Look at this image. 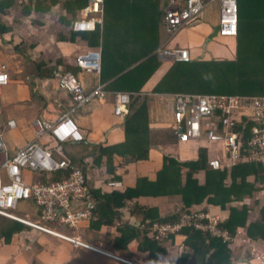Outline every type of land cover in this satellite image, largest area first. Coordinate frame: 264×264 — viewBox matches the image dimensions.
Here are the masks:
<instances>
[{"label":"crops","instance_id":"0c3cea01","mask_svg":"<svg viewBox=\"0 0 264 264\" xmlns=\"http://www.w3.org/2000/svg\"><path fill=\"white\" fill-rule=\"evenodd\" d=\"M179 1L182 2V0ZM30 2L31 0L28 3ZM59 11L55 9L53 13H48L33 10L24 13L21 8H11L8 14L0 18L4 27L11 28L1 36L3 41L1 61L8 67L10 81L2 89L0 108V129L5 127L8 120H16L18 124L16 129L6 131L4 136L11 155L37 139L34 121L37 119L57 121L61 115L70 109L71 95L62 90L59 83V75L69 73L74 74L81 81L86 92H92L97 85L102 86L103 91V98H93L92 101L73 114L75 122L82 131L83 141L67 142L62 148L63 155L74 163L73 166L88 169L92 190H99L103 193L123 192L126 188L135 187L139 178L154 182L157 173L163 166L164 157H173L179 161L197 159L199 150L202 149L199 144L193 141L185 143L177 141L172 129L174 95L178 93H160L153 89L173 65L183 64V62H176L172 59L159 60L157 53L160 50L185 49L188 51L191 61L207 60L205 55L198 54L196 58L192 57L191 52L195 49V44L190 45V50H188L179 46L178 40L181 39L183 29L196 21H200L201 23L197 28L199 27L201 37H197L196 41H205L207 44H211L210 37L216 34L218 37L212 43L214 45L216 43L224 44L225 42H221L222 39H219L221 38L219 35V1L210 3L200 16L190 20L174 34L167 32L165 22L162 20L167 34L166 38L150 55L159 62L160 67L135 96L138 98L137 105L144 102L147 107L149 132L145 139L144 136L133 138L125 135L124 124L128 110L122 117L114 114L115 94L119 92L106 90L105 84L100 82L96 74L86 73L77 67V57L92 48L81 37L70 40L69 33L74 23L70 28L59 16ZM80 19L87 18L81 17ZM68 20L71 21L69 18ZM225 31L229 32L227 29ZM223 40L227 41V38ZM231 40L236 46V40ZM167 97L172 99V107L168 106L171 103H164ZM141 140L148 149L145 160H129V157L114 152L118 150L113 149L114 147H120L119 150L124 151L125 149H132L137 143L143 145ZM42 143L50 149H56V144L50 137L46 136ZM204 149L210 156L213 155L212 152ZM103 150L108 153H103ZM110 153H112V171L106 167L110 161L107 154ZM183 172L185 173L186 170L184 169ZM26 177L29 182H37L38 178L42 179L37 173L31 172L27 173ZM199 177L198 180L202 179V175ZM260 180L256 181L254 176L249 178V181L256 185V190L243 201L233 202L225 210H218L213 207L207 212L202 211L206 206L204 203L202 206H195L196 211L194 213L216 217L220 226L229 218L231 207L241 209L247 205L250 209L247 224L260 220L262 218L261 209L264 206V182ZM110 181L120 185L116 188L109 187L107 183ZM23 204L32 206L31 203ZM135 205L157 210L160 218L170 213L176 214L184 209L180 196H141L128 201L126 206L120 210L122 221H129L132 225L138 222L142 224L145 221L141 216L130 212ZM40 214L41 210L34 207L25 218L32 222H39ZM118 220V218L115 219V225ZM146 222L149 224L148 221ZM94 223L83 222L75 230L59 225H54V227L62 234L76 238L97 251L108 252L134 264H152L147 261L148 253L139 250L142 234L137 241H133L128 246L129 256L122 257L119 252L114 251L111 247L116 236L115 226L110 229L101 226L98 230L91 227ZM154 223L158 222L150 224L146 234L149 238H154L149 232ZM6 225L3 226L4 230H8L7 226L10 224ZM182 231L165 238L166 256L157 258L156 264L178 261L182 251H184L187 239ZM230 237L231 264H261L255 259L254 253L264 257V240L249 237L246 228H239L236 234ZM0 264L120 263L98 252L76 247L30 227L15 232L8 239L6 236L0 237Z\"/></svg>","mask_w":264,"mask_h":264},{"label":"trees","instance_id":"16d2710c","mask_svg":"<svg viewBox=\"0 0 264 264\" xmlns=\"http://www.w3.org/2000/svg\"><path fill=\"white\" fill-rule=\"evenodd\" d=\"M20 2V0H0V18L8 14L11 8H21L24 13L33 10L53 13L55 9L58 11L60 9L59 16L70 28L81 17L92 18V15L87 13L89 0ZM168 2L169 0H105L102 26L98 25L94 32L78 34L71 29L69 33L71 41L81 37L90 48L101 51L99 80L105 84L106 90L130 95L131 101L124 124L127 137L144 136L145 139L149 132L146 104L143 102L137 105L138 98L135 96L160 67L159 62L150 55L166 38L167 34L162 20L163 13L169 6ZM238 12V33L233 38L236 40V58L177 63L159 80L153 88L154 91L174 94L189 92L264 95V0H238ZM9 30L11 28L4 27L0 21V37ZM248 127H251L250 123ZM236 130L244 133V143L247 147L246 142L250 137L249 130L241 125L237 126ZM141 141L143 144V140ZM145 145L137 143L132 149L124 151H120V147L113 149H118L114 152L129 157V160H145L148 152L147 145ZM104 152L108 153L106 150H103ZM107 156L110 161L106 167L112 171V153ZM209 157L210 155L204 148L199 150V156L195 160L179 161L173 157H164L163 166L154 182L139 178L135 187L126 188L123 192L103 193L91 189L92 198L96 202V207L93 209V220L89 221L95 222L91 227L99 230L101 226L108 229L115 226L116 236L111 247L122 257L129 256L128 246L133 241H137L142 234L139 250L148 253L147 261L156 264L157 258L166 256L164 241L166 239L158 241L155 238H149L146 234L150 224L178 222L185 214H195L194 207L202 206L204 203H206L205 208L202 209L204 212L210 211L213 207L225 210L229 204L241 202L253 194L256 185L249 181L250 177L254 176L256 181L261 179L260 181L264 182L262 163L244 160L238 162L230 170H214L209 165ZM69 172V170H62L50 178L46 174L43 176L37 174L40 178L42 177L41 180L48 183L63 180ZM201 175L202 179L198 180ZM161 195L180 196L184 209L176 214L170 213L160 218L157 210L135 205L130 212L145 220L141 228L137 229L135 224L132 225L129 221H122L120 210L126 206L128 201L141 196ZM29 203L39 208L35 202ZM249 210L247 205L241 209L231 207L229 218L221 223L219 228L227 231L230 236H234L239 228H246L249 237L264 240V206L261 209L262 218L248 225ZM116 218L119 220L115 225ZM4 225L8 227V230L3 229ZM27 228L30 227L0 217V237L6 236L8 239L15 232ZM182 232L187 239L181 257L176 262L163 264H231L232 249L229 241L223 237H217L210 231L194 227L184 228Z\"/></svg>","mask_w":264,"mask_h":264},{"label":"built area","instance_id":"2783aa9c","mask_svg":"<svg viewBox=\"0 0 264 264\" xmlns=\"http://www.w3.org/2000/svg\"><path fill=\"white\" fill-rule=\"evenodd\" d=\"M20 1L22 3L29 0ZM214 1L217 0H170L164 13L167 32L176 33L191 19L200 16ZM218 1L221 35L235 37L239 24L238 0ZM104 10L105 0H89L87 13L92 18L77 20L73 24V32H94L98 25L103 24ZM2 42L0 37V108L2 89L10 81L8 67L1 61ZM157 57L159 60L172 59L183 63L191 61L185 49L160 50ZM101 61L102 53L95 49L88 50L76 59L80 70L96 74L97 78L101 71ZM59 83L60 88L71 95V107L57 121H34L36 140L11 155L4 136L6 131L18 127L17 121L8 120L5 127L0 129V217L24 224L76 247L93 250L116 262L134 264L112 254L97 251L76 238L62 234L54 227L59 225L75 230L79 224L93 220L96 202L91 194L89 171L84 167L73 166L72 161L63 155L62 148L67 142L83 141L82 131L73 114L93 98H103L102 86L97 85L88 93L74 74H60ZM174 99L172 129L177 141L197 142L201 148L212 152L209 159L212 169L230 170L244 160L264 165V95L178 93L174 95ZM114 100V114L118 117L124 116L131 101L130 95L119 92L115 94ZM248 123L251 127H248ZM239 125L250 132L247 147L244 133L236 130ZM46 136L54 141L56 149L43 145L42 140ZM62 170H69V175L63 180L48 183L43 180L29 182L26 177L31 172L41 176L46 174L50 178ZM119 185L111 181L107 183L112 188ZM28 202H35L39 206V222H32L13 212L21 204ZM135 226L140 229L142 224L138 222ZM188 227L210 231L217 237L231 240L230 234L219 228L218 218L210 215L185 214L178 223H154L149 232L156 240L161 241ZM254 257L264 264V257L257 253H254Z\"/></svg>","mask_w":264,"mask_h":264},{"label":"rangeland","instance_id":"374dc122","mask_svg":"<svg viewBox=\"0 0 264 264\" xmlns=\"http://www.w3.org/2000/svg\"><path fill=\"white\" fill-rule=\"evenodd\" d=\"M200 23H201L200 21H196L195 23H192L191 25L187 26L185 29L182 30L183 32L181 35V39L178 40L179 46L190 50V45L195 44L196 47L191 52L192 57H195V58L198 54L205 55V58L207 60H211V59L222 60V59L236 58V46L234 45L233 40H231L233 38H230L229 40L227 38V41H224L223 40L224 38L221 37L219 39H222L221 42H225V43L224 44L216 43V45L212 43L214 39L218 37V35L216 34H213L210 37L211 44H207V42L205 41H196L197 37H201L199 27L197 28V26L200 25ZM200 50H201V53H200ZM164 103L165 104L171 103V105H168V106L172 107V99L170 97H167ZM37 181H39V178L37 179ZM31 205L32 206L30 205L26 206V204H22L17 210H14L13 212L19 215L20 217H27V215L31 212V209H33L34 207L36 208L34 204H31ZM166 262H169V261H166Z\"/></svg>","mask_w":264,"mask_h":264},{"label":"clouds","instance_id":"9594fccd","mask_svg":"<svg viewBox=\"0 0 264 264\" xmlns=\"http://www.w3.org/2000/svg\"><path fill=\"white\" fill-rule=\"evenodd\" d=\"M169 1H170V0H169ZM28 2H29V1H25V2H22V3H28ZM168 4H169V2H168ZM168 7H169V6H168ZM168 7H167V8H168ZM165 11H166V10H165ZM165 11H164V13H165ZM164 13H163V14H164ZM163 20H164V17H163ZM191 20H192V19H191ZM75 22H76V21H75ZM75 22H74V23H75ZM164 22H165V21H164ZM72 31H73V30H72ZM86 33H88V32H86ZM237 33H238V32H237ZM78 34H79V33H78ZM219 35H220L221 37H223V36L221 35L220 20H219ZM236 36H237V35H236ZM236 36H235V37H236ZM235 37H224V38H235ZM186 51H187V50H186ZM187 52H188V51H187ZM188 54H189V53H188ZM122 259H123V258H122ZM115 262H116V261H115ZM118 263H119V262H118ZM120 264H122V263H120Z\"/></svg>","mask_w":264,"mask_h":264},{"label":"bare ground","instance_id":"6f19581e","mask_svg":"<svg viewBox=\"0 0 264 264\" xmlns=\"http://www.w3.org/2000/svg\"><path fill=\"white\" fill-rule=\"evenodd\" d=\"M100 249V248H99ZM95 252V251H94ZM104 254H109L108 252H105ZM145 263V262H144Z\"/></svg>","mask_w":264,"mask_h":264}]
</instances>
